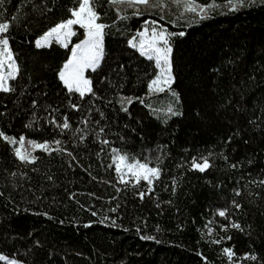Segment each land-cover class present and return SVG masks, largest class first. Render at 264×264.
Instances as JSON below:
<instances>
[{
	"label": "trees",
	"instance_id": "1",
	"mask_svg": "<svg viewBox=\"0 0 264 264\" xmlns=\"http://www.w3.org/2000/svg\"><path fill=\"white\" fill-rule=\"evenodd\" d=\"M215 1L201 19L166 0L179 100L169 112L154 107L167 92H148L154 62L130 43L152 16L143 5L98 0L104 56L87 71L95 96L81 98L59 72L85 30L74 25L67 48L35 46L76 0H3V19L19 17L6 33L19 75L0 92V131L48 141L51 154L25 164L0 138V252L32 264H264V0L237 11ZM114 150L159 178L122 183ZM202 157L204 172L191 167Z\"/></svg>",
	"mask_w": 264,
	"mask_h": 264
},
{
	"label": "snow or ice",
	"instance_id": "2",
	"mask_svg": "<svg viewBox=\"0 0 264 264\" xmlns=\"http://www.w3.org/2000/svg\"><path fill=\"white\" fill-rule=\"evenodd\" d=\"M3 0H0L2 4ZM98 0H76V7L69 9L70 18L66 21H62L46 31L35 41L37 48L50 47L53 40L60 44L62 47L67 48L71 41V37L76 35L73 30L74 25H78L85 30L86 38L79 44H76L71 49V58L63 65V69L59 72V79L63 82L69 93H78L81 98L86 94L95 96L92 89L91 79L85 76V73L89 70L95 72L100 66V63L104 56L103 39L104 30L108 25L99 23L100 13L97 11ZM180 5L182 4L185 12L195 13L201 19L208 18V11L211 8H218L220 5L215 4V0H210L208 5H200L196 0H175ZM111 6L126 5L127 7L137 8L138 5H143L145 8L149 7H161L162 0H109ZM229 11H237L240 7L244 6V0H227ZM135 15L141 14L139 10L134 13ZM18 16L13 15L10 20H4L0 15V92L9 93L15 89L11 86L10 81L17 79L19 75V65L15 60L14 54L11 50L9 37L6 33L10 30L12 23L18 20ZM127 19V17H122ZM146 26L144 30L138 33L140 37L139 43L133 42L131 46L138 48L142 56H146L149 61H153L158 74L148 84V92H171V85L174 83V75L172 68V46L170 44L171 37L177 35L176 33H170L163 26L157 25L156 21L145 22ZM183 36L184 33H178ZM173 95H177L172 92ZM133 102L132 97H121L120 103L131 104ZM143 102V101H141ZM76 108V105H72ZM124 111H127V107H123ZM171 111V110H170ZM86 123V122H85ZM70 127L67 122V118L62 125L63 129ZM103 131V129H101ZM0 138L9 143L10 145H16L14 148L15 156L25 164L35 163L37 157L33 155V152L40 149L46 153L51 154V145L48 142L37 143L35 141H27L26 138L21 136L18 140L15 137H9L0 131ZM59 145L60 141H55ZM104 143H108L104 141ZM59 151L60 149H54ZM118 151V150H114ZM70 155V154H69ZM113 163L116 165L117 173H121L120 181L127 183L124 176L130 175L135 178L136 182L140 180L147 181L149 185L152 184L154 178H159L160 169L158 167H150L148 163H141L135 158H130L126 154H118L115 156ZM122 167L126 171L122 173ZM191 167L197 169L200 172H204L207 168L211 167L207 157H202L200 161L193 158ZM234 167V166H233ZM15 175V174H13ZM264 183V181H262ZM239 194V193H237ZM0 195H3L0 193ZM141 193V198H143ZM239 207V205H237ZM115 211V209H113ZM220 216H226L224 211L218 213ZM95 215V213H93ZM231 227L240 228L238 224H232ZM145 239H152V237H144ZM231 237H229L230 239ZM219 243V241H215ZM224 254L231 259L234 255L231 249H224ZM245 259L255 260V256L245 257ZM0 260H8L7 257L0 256ZM8 264H15V261H8Z\"/></svg>",
	"mask_w": 264,
	"mask_h": 264
},
{
	"label": "rangeland",
	"instance_id": "3",
	"mask_svg": "<svg viewBox=\"0 0 264 264\" xmlns=\"http://www.w3.org/2000/svg\"><path fill=\"white\" fill-rule=\"evenodd\" d=\"M169 1V0H168ZM171 2H173V4H177L176 2H175V0H171ZM196 2L198 3V4H200V5H208L209 3H210V0H208V1H206V2H203V0H196ZM215 4H217L216 3V1H215ZM178 5V4H177ZM166 6H168V3L166 2V0H162V6L161 7H159L160 9H157V8H155V7H149V8H145L146 9V11L148 12V13H150L152 16H150V17H148L144 22H143V24L141 25V27L137 30V34L133 37V38H131V40H130V43L132 44L133 42H135V43H139V39H140V37L138 36V33H140V32H142L143 30H144V27L146 26V24H145V22L147 21V22H149V27H151L152 25H151V22L152 21H156L157 22V25H159V26H163V28H165V29H167V31L168 32H170V33H172V30L170 29V27H169V25L167 24V23H165V20H166V17H168L167 15H169L170 14V12H169V10L166 8ZM179 10H181V11H183V12H185L184 11V7H183V5H182V7H180V8H178ZM99 22V21H98ZM100 23V22H99ZM73 30H74V28H73ZM75 31V30H74ZM85 38H86V36H85ZM84 38V39H85ZM84 39H82L81 41H83ZM80 41V42H81ZM80 42H78L77 44H79ZM170 44H171V40H170ZM103 49H104V39H103ZM138 49V48H137ZM71 58V55H70V57H69V59ZM68 59V60H69ZM67 60V61H68ZM66 61V62H67ZM157 74H158V69H157ZM156 74V75H157ZM155 75V76H156ZM85 76L87 77V78H89L90 79V77L88 76V74H87V72L85 73ZM155 78V77H154ZM153 78V79H154ZM164 92H167V94H166V96L161 100V102H160V104L159 103H157L156 105H154V107L157 109V110H163L164 108H167L168 110H171V109H173L174 107H176V105H177V111H178V102H179V100H178V96L177 95H173L172 94V92H174V93H176V91L175 90H173V91H171V92H169V91H164ZM161 92H154V93H152V94H160ZM176 100H177V103H176ZM153 107V106H152ZM153 107V108H154ZM169 112H171V111H169ZM174 113H176V112H172V114H174ZM14 137V136H13ZM21 137V136H20ZM20 137H15L17 140L20 138ZM25 137V136H24ZM26 138V137H25ZM27 141H35V140H31V139H27L26 138V146H27ZM35 142H37V143H44V142H48V141H35ZM49 143V142H48ZM50 145H51V143H49ZM16 147V145H14V148ZM118 154H122L121 152H119V151H116L115 152V156L116 155H118ZM136 160H138V159H136ZM140 161V160H139ZM141 163H145V162H142V161H140ZM150 167H155V166H151V165H149ZM124 171H126L125 169H123V167H122V173L124 172ZM118 175H119V177H120V175H121V173H118ZM124 179L125 180H135V178L134 177H132V176H130V175H125L124 176ZM155 179V178H154ZM153 179V180H154ZM219 227H221V228H219ZM224 228V226H219L218 224H213L212 225V227L210 228V232H218L220 229H223ZM213 229H215V230H213ZM219 229V230H218ZM221 231V230H220ZM0 256H4V257H7L8 258V260H5V261H15V264H32V263H29V262H25V261H22V260H20V259H18V258H16V257H13V256H10V255H8V254H6V253H4V252H0Z\"/></svg>",
	"mask_w": 264,
	"mask_h": 264
}]
</instances>
